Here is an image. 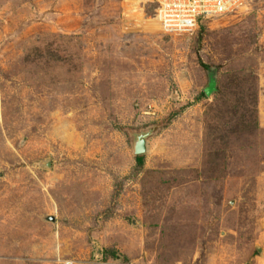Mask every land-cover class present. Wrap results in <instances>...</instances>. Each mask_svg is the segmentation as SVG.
<instances>
[{"label": "rangeland", "instance_id": "1", "mask_svg": "<svg viewBox=\"0 0 264 264\" xmlns=\"http://www.w3.org/2000/svg\"><path fill=\"white\" fill-rule=\"evenodd\" d=\"M143 1L0 0V264H264V0Z\"/></svg>", "mask_w": 264, "mask_h": 264}, {"label": "built area", "instance_id": "2", "mask_svg": "<svg viewBox=\"0 0 264 264\" xmlns=\"http://www.w3.org/2000/svg\"><path fill=\"white\" fill-rule=\"evenodd\" d=\"M248 0H144L166 30L194 31L201 20L225 17Z\"/></svg>", "mask_w": 264, "mask_h": 264}, {"label": "water", "instance_id": "3", "mask_svg": "<svg viewBox=\"0 0 264 264\" xmlns=\"http://www.w3.org/2000/svg\"><path fill=\"white\" fill-rule=\"evenodd\" d=\"M215 79L211 78V82L209 85V88L207 90V94L210 95L212 92L215 91ZM146 152V144H145V140L144 139H140L139 142L137 143L136 149H135V153L137 156L142 155Z\"/></svg>", "mask_w": 264, "mask_h": 264}, {"label": "trees", "instance_id": "4", "mask_svg": "<svg viewBox=\"0 0 264 264\" xmlns=\"http://www.w3.org/2000/svg\"><path fill=\"white\" fill-rule=\"evenodd\" d=\"M203 68H204L205 70H207L209 73H212V72L210 71V68H208V66L203 65ZM137 162H138L139 165H142L143 162H144V161H143V157L138 156V157H137Z\"/></svg>", "mask_w": 264, "mask_h": 264}]
</instances>
